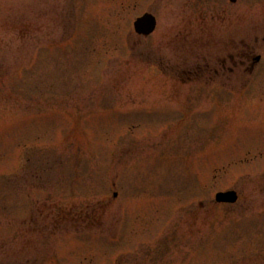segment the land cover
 I'll use <instances>...</instances> for the list:
<instances>
[{"label":"rangeland","instance_id":"374dc122","mask_svg":"<svg viewBox=\"0 0 264 264\" xmlns=\"http://www.w3.org/2000/svg\"><path fill=\"white\" fill-rule=\"evenodd\" d=\"M0 264H264V0H0Z\"/></svg>","mask_w":264,"mask_h":264},{"label":"water","instance_id":"95a60500","mask_svg":"<svg viewBox=\"0 0 264 264\" xmlns=\"http://www.w3.org/2000/svg\"><path fill=\"white\" fill-rule=\"evenodd\" d=\"M146 19L145 17L143 18L142 21L136 23V28H137V31H142V32H148L150 30V28L148 29V31L145 29V24H146Z\"/></svg>","mask_w":264,"mask_h":264},{"label":"flooded vegetation","instance_id":"af4514ba","mask_svg":"<svg viewBox=\"0 0 264 264\" xmlns=\"http://www.w3.org/2000/svg\"><path fill=\"white\" fill-rule=\"evenodd\" d=\"M224 62H225V60H224Z\"/></svg>","mask_w":264,"mask_h":264}]
</instances>
